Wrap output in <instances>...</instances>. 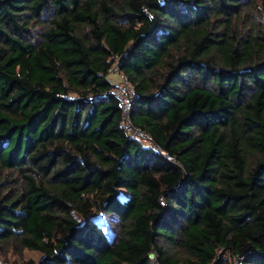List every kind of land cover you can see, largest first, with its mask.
<instances>
[{
    "label": "trees",
    "instance_id": "trees-1",
    "mask_svg": "<svg viewBox=\"0 0 264 264\" xmlns=\"http://www.w3.org/2000/svg\"><path fill=\"white\" fill-rule=\"evenodd\" d=\"M113 68L135 93L131 124L171 161L124 133ZM9 252L264 264V0H0Z\"/></svg>",
    "mask_w": 264,
    "mask_h": 264
},
{
    "label": "built area",
    "instance_id": "built-area-1",
    "mask_svg": "<svg viewBox=\"0 0 264 264\" xmlns=\"http://www.w3.org/2000/svg\"><path fill=\"white\" fill-rule=\"evenodd\" d=\"M108 76L110 77L109 81L112 85L110 94L117 100L118 108L121 111L120 126L124 133L130 138L140 142L143 146L152 149L154 152L163 155L167 160L171 161V158L154 143L151 136L131 124L130 111L133 99L135 98V93L131 84L115 68L112 69ZM151 258L153 257L151 256ZM232 263L241 264V260L240 258H234Z\"/></svg>",
    "mask_w": 264,
    "mask_h": 264
},
{
    "label": "rangeland",
    "instance_id": "rangeland-1",
    "mask_svg": "<svg viewBox=\"0 0 264 264\" xmlns=\"http://www.w3.org/2000/svg\"><path fill=\"white\" fill-rule=\"evenodd\" d=\"M110 77L108 76V79ZM98 226L103 230L110 243L113 245L116 243L119 234H120V222L115 215H109L107 217H99L97 219ZM42 255L34 251H24L23 260L31 259L33 261L40 260ZM22 258L15 256L12 252H9L8 255L3 257L0 254V261L4 264H21ZM233 262V259H231Z\"/></svg>",
    "mask_w": 264,
    "mask_h": 264
}]
</instances>
